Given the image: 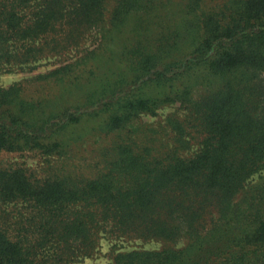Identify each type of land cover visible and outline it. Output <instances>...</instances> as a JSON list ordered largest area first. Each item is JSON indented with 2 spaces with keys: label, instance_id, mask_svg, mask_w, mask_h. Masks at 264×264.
<instances>
[{
  "label": "trees",
  "instance_id": "trees-1",
  "mask_svg": "<svg viewBox=\"0 0 264 264\" xmlns=\"http://www.w3.org/2000/svg\"><path fill=\"white\" fill-rule=\"evenodd\" d=\"M170 2L0 0L1 70L76 52L0 85V151L65 161L0 163V264L82 262L104 232L161 245L85 264H264V0ZM177 103L170 144L132 127Z\"/></svg>",
  "mask_w": 264,
  "mask_h": 264
},
{
  "label": "rangeland",
  "instance_id": "rangeland-1",
  "mask_svg": "<svg viewBox=\"0 0 264 264\" xmlns=\"http://www.w3.org/2000/svg\"><path fill=\"white\" fill-rule=\"evenodd\" d=\"M182 0H171L170 4L173 8H178V3ZM224 0H208L209 3H221ZM100 36L99 31H94L91 35L90 39L86 42V45L93 48L97 45L98 38ZM76 52L73 51L71 53H67L61 59L56 62H47L42 61L38 63L35 68L27 69L24 71H6L0 69V85L3 87H8L15 82L22 81L25 86L28 87L29 91L36 90L34 82H32V78L39 73H46L55 67L64 64L65 62L71 61L76 58ZM79 54V51H78ZM46 89L44 91H49L52 88L45 86ZM42 90V88L40 87ZM38 90V92H41ZM182 116L184 114L183 109L180 107L179 103L175 105L165 106L159 109L157 115H143L137 121H135L134 126H138L143 129V133L147 134L148 137L155 138L157 137L159 140L164 141L165 143L170 144L172 142V133L171 130L168 129L166 125V119L171 115ZM96 138H87L86 141L77 146L75 157H76V165H81L84 163L85 159L87 161H91L94 159L93 150L98 147L99 142ZM107 144L106 140L103 139L101 144ZM95 151V150H94ZM64 160L59 158H48L43 155L34 153V152H7L0 151V163L3 165H22L29 169V171H33L37 173V175L45 174L47 168L50 167H58L60 163ZM65 162V161H64ZM80 167H78L79 169ZM83 170L84 169H79ZM161 242L156 240H148L144 241L136 238H125V237H116L109 232H104L101 238L98 251L94 255V257L85 258L82 262H74L71 264H85L88 262H101L107 263L112 260L111 256L114 251L118 250H131L137 248H147V249H155L159 248ZM111 254V255H110Z\"/></svg>",
  "mask_w": 264,
  "mask_h": 264
}]
</instances>
